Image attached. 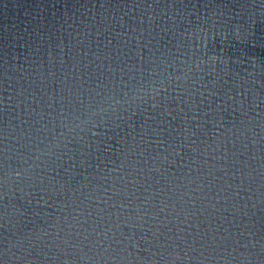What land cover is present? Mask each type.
<instances>
[{"label": "water", "instance_id": "obj_1", "mask_svg": "<svg viewBox=\"0 0 264 264\" xmlns=\"http://www.w3.org/2000/svg\"><path fill=\"white\" fill-rule=\"evenodd\" d=\"M0 264H264V0H0Z\"/></svg>", "mask_w": 264, "mask_h": 264}]
</instances>
